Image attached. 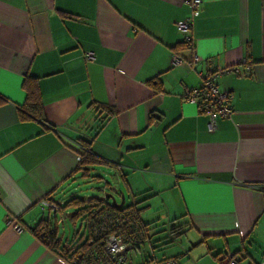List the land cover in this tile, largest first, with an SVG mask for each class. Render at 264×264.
Segmentation results:
<instances>
[{"label": "crops", "instance_id": "crops-1", "mask_svg": "<svg viewBox=\"0 0 264 264\" xmlns=\"http://www.w3.org/2000/svg\"><path fill=\"white\" fill-rule=\"evenodd\" d=\"M190 11L187 0H0V264H69L29 228L50 216L39 200L64 204L95 165L143 208L149 237L130 251L146 249L135 264L170 224L208 254L260 258L264 0H201ZM188 18L187 43L176 23ZM216 68H233L217 78L232 111L209 131L183 94ZM25 77L36 78L41 120L19 118ZM83 151L99 162L80 165Z\"/></svg>", "mask_w": 264, "mask_h": 264}, {"label": "trees", "instance_id": "trees-1", "mask_svg": "<svg viewBox=\"0 0 264 264\" xmlns=\"http://www.w3.org/2000/svg\"><path fill=\"white\" fill-rule=\"evenodd\" d=\"M150 84L156 87L158 83L157 81H153ZM22 88L25 92V99L18 113L19 118H35L41 120L43 118V112L36 78L25 77L22 82ZM0 100H3V98L0 97ZM84 143L86 142L84 141ZM82 145L86 147V145ZM79 157L80 165H91L99 162L88 151H83ZM144 199L146 198L140 199L139 202ZM54 203L57 205V211L52 213V216L41 217L33 227L29 228V231L42 245L49 250L55 251L69 264H107L109 257L104 253V244L108 233L114 232L120 234L125 243L131 246L130 250L137 247L140 243H143L144 239L149 237L145 231L146 224H143L138 216L143 208H137L136 203L130 202L128 205L123 204L121 207H116L111 204L108 198L87 197L85 199L77 196L70 197L64 204ZM67 208H78L71 213L70 220L74 222L78 217L81 218L80 227L83 228L85 233L82 241L81 239H69L62 242L61 239H58L56 228L57 213H62ZM166 231L169 235L167 237L170 240L166 241L165 244L179 238L183 233V226L180 224H170ZM74 233H79V228L75 227ZM157 241L161 240H154L152 244ZM160 245H164V243ZM159 246H156V248ZM129 251H126L123 255V264H126L129 260L127 257ZM218 254H214L213 258L218 260V264H221V259L218 258ZM153 255L156 254H151L145 262Z\"/></svg>", "mask_w": 264, "mask_h": 264}, {"label": "built area", "instance_id": "built-area-1", "mask_svg": "<svg viewBox=\"0 0 264 264\" xmlns=\"http://www.w3.org/2000/svg\"><path fill=\"white\" fill-rule=\"evenodd\" d=\"M201 0H187V3L190 6V14L194 15L197 11ZM178 31L184 35L185 42L190 41V31H191V19H184L176 23ZM84 57L86 60H92L94 54L92 51H85ZM193 63L198 61L197 56H193ZM180 62L178 55H172V63L176 64ZM233 68H216L213 71L206 73L200 84L198 86L186 89L184 91V97L187 100L195 101L201 110L205 111L208 115L207 128L209 131L215 130L217 127V118L218 117H228L232 111L230 105V94L221 91L217 85V78L226 72L231 71ZM80 159V157H77ZM39 205L42 208L48 210V212L55 213L57 211V205L50 201L49 199L39 200ZM63 217H58L57 223H61ZM15 230L20 231L21 227L15 223ZM75 229V226L72 225V230ZM127 246L123 238L118 233H108L106 236L104 244V253L109 257V262L107 264H123L124 257L118 253L124 250ZM221 264H238L239 260H236L234 254L227 252L225 250L220 253ZM143 264H179L174 257H159L153 255L147 262ZM246 264H264V252H262L258 260H249Z\"/></svg>", "mask_w": 264, "mask_h": 264}, {"label": "rangeland", "instance_id": "rangeland-1", "mask_svg": "<svg viewBox=\"0 0 264 264\" xmlns=\"http://www.w3.org/2000/svg\"><path fill=\"white\" fill-rule=\"evenodd\" d=\"M112 175L113 173L111 171L109 172V170H107L106 168L97 165L93 166L89 171V176L78 184V191L74 193L73 196H77L80 198L82 196L98 197L110 194L116 202H119L121 200V197H123L124 205H128L130 202L129 195L127 194L122 183L119 181L115 182L116 180L112 177ZM106 182L109 186L106 185ZM114 187L116 188V190H113ZM119 191L122 194H120ZM108 199L110 200V198ZM77 209L78 208H70L67 209V212L73 213ZM44 213L46 215L49 214L47 210ZM57 215V219L58 217H61V213H57ZM50 216H52V213H50ZM62 217L64 219L62 223L56 225L58 239H61L62 242L69 239H81L82 241L85 233L83 228L80 227L81 218L78 217L74 222H72L67 217ZM72 224H74L76 228H79V233H74V230H72L71 226ZM159 234L161 235L157 237H159L158 239L161 240V243H164V245H160L158 248H156V255L162 256L163 254H175L177 256L179 264H204V261L207 258L210 261L214 259L211 253H207V247L204 243H190L191 240L189 239V237L191 234L182 235L180 239L177 238L167 244H165L166 241L170 240L169 237H166L168 233H166L165 235L164 233H158V235ZM130 251L128 252L127 257L132 261L133 264H135L136 261L139 260L138 258L144 255V251H146V249L145 247L140 246L139 251L135 250V253L133 251L132 253H130ZM235 257L236 260H239L238 264L246 263V261L244 262V260L246 259H243L238 252L235 253ZM216 264H218V262H216Z\"/></svg>", "mask_w": 264, "mask_h": 264}, {"label": "water", "instance_id": "water-1", "mask_svg": "<svg viewBox=\"0 0 264 264\" xmlns=\"http://www.w3.org/2000/svg\"><path fill=\"white\" fill-rule=\"evenodd\" d=\"M106 197L110 198L111 204L115 205L116 207H121L123 205L124 199L121 197V200L119 202H116L115 199L110 194H106ZM131 249V246H127L124 250L120 251L119 255H124L126 251H129Z\"/></svg>", "mask_w": 264, "mask_h": 264}]
</instances>
